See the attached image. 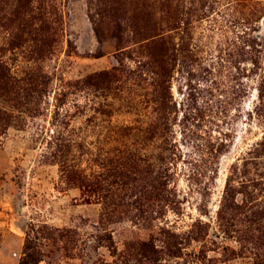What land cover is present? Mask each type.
I'll return each mask as SVG.
<instances>
[{
  "label": "rangeland",
  "instance_id": "1",
  "mask_svg": "<svg viewBox=\"0 0 264 264\" xmlns=\"http://www.w3.org/2000/svg\"><path fill=\"white\" fill-rule=\"evenodd\" d=\"M30 256L264 264V0H0V264Z\"/></svg>",
  "mask_w": 264,
  "mask_h": 264
},
{
  "label": "trees",
  "instance_id": "2",
  "mask_svg": "<svg viewBox=\"0 0 264 264\" xmlns=\"http://www.w3.org/2000/svg\"><path fill=\"white\" fill-rule=\"evenodd\" d=\"M103 74H106V73H100L99 76H101V75H103ZM165 117L167 118V115H165ZM163 124H164V123H163ZM158 126L162 127V124L160 123V124H158ZM158 126H157V127H158ZM162 129H163V127H162ZM164 140L168 142L167 138H165ZM56 145H57V146H60V147H64V146H66L63 142H60V141H56L55 146H56ZM67 145H69V144H67ZM57 151H58V149H57V147H56V150H53V152L56 154ZM31 260H32V258H31V256H30V260L22 261L20 264H28V263H30ZM36 260H37V259H35V261H36Z\"/></svg>",
  "mask_w": 264,
  "mask_h": 264
}]
</instances>
